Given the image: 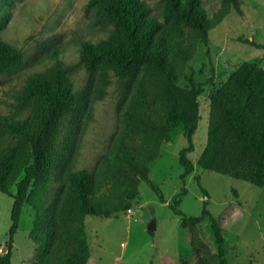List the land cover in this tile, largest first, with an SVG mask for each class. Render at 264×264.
<instances>
[{
    "label": "trees",
    "instance_id": "16d2710c",
    "mask_svg": "<svg viewBox=\"0 0 264 264\" xmlns=\"http://www.w3.org/2000/svg\"><path fill=\"white\" fill-rule=\"evenodd\" d=\"M162 2L161 20L150 15L142 0L89 2L97 17L113 30L96 44L82 42L81 63L87 71L99 67L120 80L136 81L123 114V130L106 154L100 178L86 170H66L65 179L48 200L62 124L68 117H78L83 104L59 63L28 78L22 101L31 106L29 118H2L1 133L11 141L0 147V192L13 203L9 245L0 264H10L12 237L24 204L33 211L32 236L37 245L35 259L29 264H87L90 251L85 217L127 212L138 197L141 182L154 190L151 166L178 134L187 141L178 157L183 183L198 167L264 189V59L240 64L209 96L205 148L195 163L187 156L194 152L202 93V86L187 77V64L200 43L207 45L209 32L231 10L239 12L240 0H221L210 17L201 0ZM21 61V52L0 39V76ZM183 80L190 86H180ZM185 192L182 189L181 194ZM202 192L207 198L205 190ZM175 206L187 242L196 253L201 252L193 264H228L221 227L210 218L206 202L197 217H188ZM208 217L216 253L199 236Z\"/></svg>",
    "mask_w": 264,
    "mask_h": 264
},
{
    "label": "rangeland",
    "instance_id": "374dc122",
    "mask_svg": "<svg viewBox=\"0 0 264 264\" xmlns=\"http://www.w3.org/2000/svg\"><path fill=\"white\" fill-rule=\"evenodd\" d=\"M149 13L162 19V0H142ZM90 0H0L4 20L0 39L19 50L21 64L0 76V147L11 140L1 133L2 118L24 120L31 106L22 101L30 76L52 69L57 63L67 72L73 90L82 98L79 116L64 120L57 138L54 178L48 200L55 195L66 170H86L100 178L104 159L123 130V114L136 87L134 80H120L99 67L87 71L81 63L82 42L96 44L110 36L113 27L97 17ZM221 0H201L212 16ZM246 41H249L248 43ZM264 59V0H240L239 12L231 10L200 43L188 62L186 75L202 86L199 96L200 120L193 136L195 163L206 145L209 96L243 62ZM180 86L189 87L185 80ZM187 146L178 134L161 150L152 164L149 178L154 186L141 182L131 213L112 217L86 216L85 236L90 257L87 264H193L196 253L186 239L182 217L201 215L204 202L210 218L221 227L228 264H264V189L250 183L195 167L184 183L179 152ZM182 189L185 194L182 195ZM202 190H205L207 198ZM14 192V189H12ZM182 193V194H181ZM13 200L0 192V256L9 245ZM154 222L155 231H147ZM33 211L24 204L18 228L12 237L10 264H29L36 256L32 236ZM199 236L212 253L216 245L209 217Z\"/></svg>",
    "mask_w": 264,
    "mask_h": 264
},
{
    "label": "water",
    "instance_id": "95a60500",
    "mask_svg": "<svg viewBox=\"0 0 264 264\" xmlns=\"http://www.w3.org/2000/svg\"><path fill=\"white\" fill-rule=\"evenodd\" d=\"M147 231L150 232V233H153L155 231V224H154V222L148 224Z\"/></svg>",
    "mask_w": 264,
    "mask_h": 264
},
{
    "label": "built area",
    "instance_id": "2783aa9c",
    "mask_svg": "<svg viewBox=\"0 0 264 264\" xmlns=\"http://www.w3.org/2000/svg\"><path fill=\"white\" fill-rule=\"evenodd\" d=\"M127 213H129V214H130V213H131V209H129V210L127 211Z\"/></svg>",
    "mask_w": 264,
    "mask_h": 264
}]
</instances>
